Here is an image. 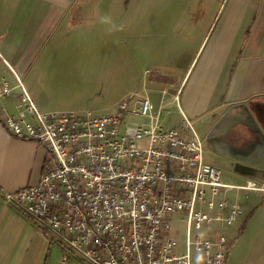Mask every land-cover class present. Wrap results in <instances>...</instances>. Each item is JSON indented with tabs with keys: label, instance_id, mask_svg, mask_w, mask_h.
Here are the masks:
<instances>
[{
	"label": "crops",
	"instance_id": "obj_1",
	"mask_svg": "<svg viewBox=\"0 0 264 264\" xmlns=\"http://www.w3.org/2000/svg\"><path fill=\"white\" fill-rule=\"evenodd\" d=\"M215 1L201 28L188 16L178 21L183 24H167L143 61L144 94L122 93L107 113L135 93L134 100L147 98L159 111L164 129L168 123V129L178 128L182 115L190 120L203 139L205 161L220 168L223 184L233 188L221 198L242 210L232 227L210 234L231 243L224 264H264V0ZM90 10L89 0H0V87L6 82L13 95L2 102L8 113L16 114L21 91L15 76L39 112H71L54 109L48 97L64 74L47 61L66 37L65 24L83 26ZM48 157L37 142L11 137L0 119V264L60 263L59 248L43 230L1 197L36 185ZM249 182L262 191L234 190Z\"/></svg>",
	"mask_w": 264,
	"mask_h": 264
},
{
	"label": "built area",
	"instance_id": "obj_2",
	"mask_svg": "<svg viewBox=\"0 0 264 264\" xmlns=\"http://www.w3.org/2000/svg\"><path fill=\"white\" fill-rule=\"evenodd\" d=\"M15 78L16 114L2 104L12 89L0 87L3 126L49 157L36 185L1 197L60 248L63 264H224L231 243L210 234L232 227L242 210L221 198L233 188L205 161L190 120L182 115L178 128L164 129L159 111L147 98L134 100L135 93L112 114L41 113ZM234 190L262 188L249 182ZM177 223L184 228L180 255L172 236Z\"/></svg>",
	"mask_w": 264,
	"mask_h": 264
},
{
	"label": "rangeland",
	"instance_id": "obj_3",
	"mask_svg": "<svg viewBox=\"0 0 264 264\" xmlns=\"http://www.w3.org/2000/svg\"><path fill=\"white\" fill-rule=\"evenodd\" d=\"M89 2L95 11L91 13L90 10L89 18L81 20L80 24L83 26L75 28L74 22L65 24L66 37L47 61L55 64L58 74L61 71L64 74V80H58L60 84L56 88L52 87V92H48V97L52 105L57 106L54 108L57 110L95 113L97 109H104L103 113H107L109 106L122 93L137 89L143 95V61L151 55L154 40L160 37L162 31L167 32L169 22L183 24L184 21H178L184 16L195 23H202L200 28L203 27L210 20V14L206 18V8L216 3L215 0ZM100 5L102 9L97 11ZM193 7L196 9L192 12ZM104 16L111 17L118 25L123 24L124 30L109 31L110 25L100 22V18ZM177 121V117L173 116L171 123ZM170 126L168 123L165 129ZM172 236L177 246L176 254L180 255L184 246L182 224L174 225ZM59 262L62 264L61 250Z\"/></svg>",
	"mask_w": 264,
	"mask_h": 264
},
{
	"label": "clouds",
	"instance_id": "obj_4",
	"mask_svg": "<svg viewBox=\"0 0 264 264\" xmlns=\"http://www.w3.org/2000/svg\"><path fill=\"white\" fill-rule=\"evenodd\" d=\"M100 22L105 25H110L109 31L116 32V31H123L124 25L123 24H116L112 21L111 17L104 16L100 18Z\"/></svg>",
	"mask_w": 264,
	"mask_h": 264
}]
</instances>
